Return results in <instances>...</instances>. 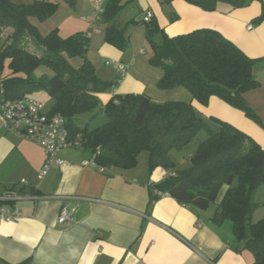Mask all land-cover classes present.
I'll use <instances>...</instances> for the list:
<instances>
[{"label":"crops","instance_id":"0c3cea01","mask_svg":"<svg viewBox=\"0 0 264 264\" xmlns=\"http://www.w3.org/2000/svg\"><path fill=\"white\" fill-rule=\"evenodd\" d=\"M57 1L53 14L42 21L30 17V22L41 35L53 29L64 37L76 32L86 34L89 40L86 55L96 74L113 82L107 91L109 97L156 92L150 91L148 82L134 75L137 66L154 75L157 81L162 74L151 70V64L145 59L137 58L145 54V49L134 45L133 34L135 30L140 31L136 43L142 44L145 25L141 16L145 10L152 12L154 21L169 36L203 27L218 30L249 57L256 58L252 72L259 84L244 92V98L262 125L217 96H211L202 105L192 99L184 86L165 89H185L182 92H189L186 100L191 101L198 115L226 121L264 148V15L258 20L264 0H253L238 8L222 2L214 10H204L186 0H119L121 7L110 21L102 17L92 23L83 19L90 14V0H74L73 5ZM131 4L128 11L132 15L128 19L124 11ZM129 21L138 24L127 26L128 41L122 33V47L105 40L108 25L121 28ZM139 23L143 25V32ZM248 24L252 27L248 28ZM66 58L74 67L82 62L79 57ZM106 60L126 63V72L118 73L115 65L106 64ZM155 100L159 101L160 97ZM90 154L81 144L66 148L60 152L63 162L40 177L45 159L42 147L0 126V207L20 211L19 218L0 221V264L252 263L250 250L236 249L231 223L212 221L215 204L200 209L182 204L168 194L156 196V189L149 184L161 180L172 169L156 166L150 171L147 154L142 167H106L99 171L82 164ZM260 187L264 191V184L257 189ZM256 191L252 194L254 201ZM66 202L77 204V209L71 220L60 222L58 216ZM258 219L261 217L254 220Z\"/></svg>","mask_w":264,"mask_h":264},{"label":"trees","instance_id":"16d2710c","mask_svg":"<svg viewBox=\"0 0 264 264\" xmlns=\"http://www.w3.org/2000/svg\"><path fill=\"white\" fill-rule=\"evenodd\" d=\"M64 1L74 4V0ZM186 1L214 10L218 3L238 8L253 0ZM57 7V0H0V31L2 27L12 28L7 41L0 45V85L5 96L15 98L45 89L52 98L49 110L66 118L69 136L80 134V144L91 153L99 149L95 159L106 167H135L138 155L145 150L150 171L156 166L173 171L149 186L185 205L206 209L215 204L212 221H229L236 249L250 250L251 264H264V218L253 219L258 204L252 199L254 190L264 184V148L230 123L198 115L191 101L156 102L140 93L112 94L103 106L106 121L93 128L80 127L76 116L92 114L98 93L108 90L113 82L101 79L87 58L86 34L76 32L64 37L53 29L41 35L30 22V17L46 19ZM120 7L119 0H107L104 20L110 21ZM263 15L262 7L258 20ZM142 22L152 52L148 61L162 71L157 82L160 88L184 86L202 105L217 96L262 125L244 98V92L259 84L252 72L256 58L213 28L169 36L153 18ZM122 33V28L110 24L105 40L122 47ZM159 35L161 39L157 40ZM23 36L31 37L41 47L40 54L24 49L20 43ZM66 57H79L82 62L74 67ZM40 67L44 71L35 75ZM5 68L8 72L3 74ZM193 140L196 144L190 165L176 169L170 151L182 149Z\"/></svg>","mask_w":264,"mask_h":264},{"label":"built area","instance_id":"2783aa9c","mask_svg":"<svg viewBox=\"0 0 264 264\" xmlns=\"http://www.w3.org/2000/svg\"><path fill=\"white\" fill-rule=\"evenodd\" d=\"M91 11L83 19L89 23L102 18L106 0H90ZM152 18V12L145 10L141 16L144 22ZM248 28L252 24H248ZM106 64H114L118 73L126 72L127 64L106 60ZM116 101V100H115ZM117 102V101H116ZM0 126L11 130L26 139H29L42 147L45 159L39 171V176H44L54 165H60L63 158L60 152L66 148L80 145L79 135L71 138L66 126V118L59 112H51L46 103L40 98L31 94L22 95L15 98L5 96L3 87L0 85ZM95 153L82 161L83 165H89L99 171H103L106 166L97 163ZM173 174L167 173V175ZM165 176V177H166ZM24 181V180H22ZM156 196H163L167 193L156 190ZM66 199L76 198L75 196H65ZM77 204L66 202L58 216V220L68 221L74 217ZM20 217V211L14 207H0V221H11Z\"/></svg>","mask_w":264,"mask_h":264},{"label":"rangeland","instance_id":"374dc122","mask_svg":"<svg viewBox=\"0 0 264 264\" xmlns=\"http://www.w3.org/2000/svg\"><path fill=\"white\" fill-rule=\"evenodd\" d=\"M131 6H132V4L127 7V9H126L127 11H124V12H127L128 19H131L130 17L132 15L131 14L132 12L128 11ZM137 13H138V10H137ZM118 18L116 19V21L118 20ZM118 23H119V20H118ZM132 24L134 26V24H136V23L129 21V22L125 23L123 26H121L124 34H125L127 26H131ZM138 27L143 32V29H144L143 25L140 24V25H138ZM11 32H12L11 27H2L1 28L0 45H1V43H3L5 41V39L7 41V36H9L11 34ZM139 32L140 31H138V30L134 31V34H133L134 45L136 47L142 46L145 49V54L138 55L137 58L145 59L147 62H149L148 58L150 57V55L152 53L151 52V46L145 37L144 38L142 37V39H143L142 44L136 43L138 40L137 36H138ZM127 35L128 34H125V38L128 41ZM20 43L24 47V49H26L32 53L40 54V52H41L40 51L41 47L29 36H23L20 40ZM132 45H133V43H132ZM128 51H129V47H128L126 52H128ZM149 64H151V63H149ZM40 69L42 70L45 68L44 67L38 68L35 71V75H38L41 72ZM46 70L48 71V73H51L50 70H48V69H46ZM134 70H135L134 75L137 77V79L144 81V82H148L150 91H156V92H145L146 95H148V96L150 95L151 97H153L154 101H156L155 97H160V100L156 101V102H164V101H168V100L187 101L186 99H187V97H189V92H186V91L182 92V90H185V89L160 88L158 86V83H157L158 81L154 80V79H156V78H154V75H151L149 72L147 73L145 71L144 72L141 71V67H139V66H137ZM151 70H153V71L155 70V72H157V73L161 72V69L159 67L152 65V64H151ZM7 72H8L7 68H5V70L3 71V74H5ZM181 88H183V87H181ZM178 90H181V91H178ZM107 91L108 90L98 93V95H97V100H98L97 107L94 110L92 115H91V113H81V114L76 116L75 121L80 127H84L85 125H87L88 127L93 128L95 126L102 125L106 121V117H105V114L103 111V106L109 99V94ZM31 94L34 95L35 97L43 100L47 106L51 105V103H52V98L45 89L33 90L31 92ZM140 94H143V93H140ZM119 95H122V94H119ZM176 97H178V98H176ZM179 97H183V98H179ZM195 144H196V141L193 140L192 142H190L187 146H185L182 149H173L170 151L169 155L172 158V160L175 162L176 169H184L190 165V163H191L190 156H191V153L193 152V150L195 148ZM146 156H147V152L145 150L140 152V154L138 156V163L136 165L137 168H139L140 166L141 167L144 166V163L146 162ZM262 188L263 187H260V189H255V191L258 190L255 193V195L257 196L255 201H257L259 203V205H258L259 207L254 212V219L259 218V217L264 218V191ZM211 206H213V205L211 204Z\"/></svg>","mask_w":264,"mask_h":264}]
</instances>
